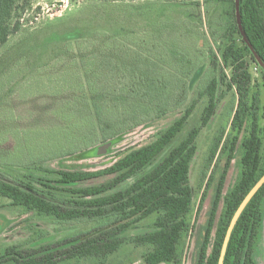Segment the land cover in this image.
Segmentation results:
<instances>
[{
	"label": "trees",
	"instance_id": "obj_1",
	"mask_svg": "<svg viewBox=\"0 0 264 264\" xmlns=\"http://www.w3.org/2000/svg\"><path fill=\"white\" fill-rule=\"evenodd\" d=\"M167 1L175 10L174 16L188 13L193 15L190 10L180 13V7L187 4L198 9V12L201 10L200 0H176L175 3ZM19 3L20 0H0V52L22 27L21 17L17 12ZM240 12L243 31L264 62V0H240ZM180 15L177 17H181ZM196 15L194 23H202L201 14ZM232 17L234 23L226 30L218 53L210 48L205 55L207 62L202 65L197 63L194 73H181V78H190L191 84L186 93L180 94L182 97L178 100L181 102L186 98L188 89L196 85L193 92L195 97L184 114L161 132L155 141L131 150L113 165L99 171L56 170L43 167V162H30L20 170L5 171L9 179H0V198L7 199L11 206L57 223L87 222L96 225L76 236L46 245L1 248L0 264H110L127 248L142 250L145 264H182L179 248L186 237L193 236L197 217L214 182L213 171L208 177L198 209L195 210L191 171L199 150V138L222 103L232 94L235 100L231 106L230 131L227 133V129L222 128L217 134L205 165L207 171L213 165L215 169L221 156L227 158L217 182L196 260V264L220 263L223 244L236 212L264 176L262 95L251 70L252 65L259 67V64L239 28L236 0ZM125 31L124 28L123 32ZM130 35L128 32L120 40V46L129 51L131 48H138L130 40ZM117 45V40L113 44L110 41L103 48H98L100 52L92 55L87 53L90 46L83 47L78 50L80 63L78 58L71 65L62 63L72 68L78 80L75 93L61 94L60 96L64 95L63 99L59 97L64 101L59 130L62 123L68 126L71 119H75L78 125L83 120L84 131L77 128L73 132L75 135L80 132L84 137H80L84 142L82 149L116 135L119 137L126 132V127L130 131L143 123L160 119L165 114L159 108L152 107V101L145 93L146 88L151 86L149 84L153 77L145 78L138 73L134 82L132 79H123L126 85L120 87V90L116 88L114 95H106V91L101 89L103 81L99 75L102 67L112 72L111 68L118 65L116 56L120 47ZM67 52L70 53L69 46ZM28 54L33 55V51L25 52V55ZM24 56H19L20 62L28 58ZM107 58L109 62L103 63ZM65 59L59 57L56 61L63 62ZM30 62L27 64L31 66ZM45 65L48 66L47 74L50 68L55 67L52 64ZM27 71L29 68H26V74L18 75L22 82L42 77L33 73L26 77ZM206 71L212 72L211 80L207 86L200 87V82L207 77ZM261 71L264 79V70ZM143 76L145 80L142 79ZM196 94L200 101L204 100L201 106ZM91 96L93 103L87 101ZM74 99L83 100L82 106L79 102L74 106V112L70 113L68 110ZM130 104L131 107H138L140 113L134 112L128 116L123 111L119 112V108L129 107ZM102 105L106 107V111H99ZM197 109H201V113L198 110L200 119L197 126L183 134ZM113 110H118V114L113 116ZM89 137L92 139H88ZM238 145L241 149V173L234 186L225 192L228 172ZM58 155L60 154L55 156ZM94 181L98 183L85 185ZM147 220H152V231L130 235V232L138 230L141 223ZM263 229L264 185L237 221L223 264H259L257 256ZM200 238L199 235V240Z\"/></svg>",
	"mask_w": 264,
	"mask_h": 264
},
{
	"label": "rangeland",
	"instance_id": "obj_2",
	"mask_svg": "<svg viewBox=\"0 0 264 264\" xmlns=\"http://www.w3.org/2000/svg\"><path fill=\"white\" fill-rule=\"evenodd\" d=\"M165 1L29 0L26 3V0H20L17 12L21 17L22 27L0 52V179H9L6 170H20L30 162H43V167L56 170H103L131 150L155 141L161 132L184 114L195 97L193 92L196 85L188 89L186 98L180 102L178 100L182 97L180 94L186 93L187 87L191 84V79L181 78V73L191 71L194 73L197 63L202 65L207 62L205 55L210 48L216 53L222 48L224 34L234 23L232 13L235 0H200L199 12L190 4L180 7L181 14L188 10L195 15L201 14L202 23H197L198 21L194 23L197 16L194 14L174 16L175 10L167 0ZM175 1L171 0V3ZM128 32L129 35L132 34L130 40L138 47L131 48L130 51L120 46V40L124 39ZM116 40L117 46L120 47L116 56L118 65L111 68L112 72L102 67L99 75L103 81L101 89L106 91V95H114L116 88L120 90V87L126 85L123 79H132L134 82L138 73L145 78L153 77L149 84L151 86L146 88L145 93L152 101V107L159 108L165 114L160 119L143 123L130 131L129 127H126V132L121 136L101 140L95 146L83 150L84 142L81 138L84 137L79 131L76 135L73 133L77 128L84 131L83 120L78 122V125L75 119H71L68 126L62 123L59 130L64 104L60 99H63L64 95H60L77 91L78 77L72 68L66 65H71L77 58L80 63L79 49L90 46L87 53L92 55L100 52L99 47L103 48V45L110 41L113 44ZM68 46L70 53L67 52ZM31 50L33 55H25V52ZM19 56L28 57L22 61L26 64L19 61ZM59 57H65L67 60L56 61ZM106 61L109 62V58L103 60V63ZM28 62L31 66L27 64ZM45 64H52L51 66L55 67L50 68L47 74L48 66ZM207 65L208 63L206 67ZM25 67L29 68L26 77L31 73L42 77L31 82L29 80L22 82L18 75L26 74ZM261 69L255 64L251 67L254 81L262 95L264 114V79ZM206 73L207 77L199 81L200 87L207 86L211 80L212 72ZM44 74L47 75L43 76ZM196 97L198 98L197 94ZM87 99L92 103L94 101L92 96ZM234 100L230 94L199 138V150L191 171V184L196 199L195 210L198 209L208 177L213 171L214 182L197 217L193 236L186 237L179 248L183 258L182 264H196L217 182L227 158L221 156L215 169L213 165L207 171L205 165L217 134L222 128H226L227 133L230 131L231 106ZM82 101L74 99L68 112H74L73 108L79 102L82 106ZM203 101L199 99L200 106ZM131 105L119 108V112L123 111L128 116L134 112L140 113L138 107L134 108ZM105 108L102 105L99 111H106ZM198 110L201 113V109L193 112L183 134L197 126L200 119ZM117 112L118 110H113L112 115L115 116ZM80 117L82 118V114ZM261 124L264 126V120ZM107 144L109 146L98 154V149ZM57 154L60 155L57 157L55 156ZM240 158L241 149L238 145L228 172L225 192L239 179ZM97 183L98 181H94L85 185ZM95 225L87 222L63 224L49 218H39L32 212L11 206L7 199L0 198V249L15 245L32 247L54 243L88 231ZM150 231L152 220H147L141 223L138 230L130 232V235H141ZM257 261L264 264V229ZM110 264L145 263L142 259V250L127 248Z\"/></svg>",
	"mask_w": 264,
	"mask_h": 264
},
{
	"label": "water",
	"instance_id": "obj_3",
	"mask_svg": "<svg viewBox=\"0 0 264 264\" xmlns=\"http://www.w3.org/2000/svg\"><path fill=\"white\" fill-rule=\"evenodd\" d=\"M236 12H237V19H238V24H239V28L241 30L242 36L244 38V41L246 42V44L249 46L250 50L252 51V53L256 56L257 62L259 64V66L264 70V62L262 61V59L259 57V55L257 54V52L255 51V49L253 48V46L251 45V43L249 42L245 32L243 31V26H242V20H241V12H240V0H236ZM109 145L107 144L106 146H103L101 148L98 149V154H101V152L104 151V149L106 147H108ZM264 185V176L263 178L259 181V183L253 188V190L249 193V195L246 197V199L244 200V202L242 203V205L240 206V208L238 209V211L236 212L230 227L228 229L224 244H223V248H222V253H221V258H220V263L219 264H223L224 260H225V256H226V252H227V247L230 241V237L231 234L235 228V225L237 223V221L239 220L243 210L245 209V207L248 205V203L251 201V199L254 197V195L258 192V190Z\"/></svg>",
	"mask_w": 264,
	"mask_h": 264
}]
</instances>
